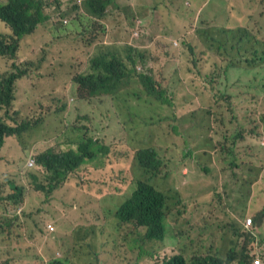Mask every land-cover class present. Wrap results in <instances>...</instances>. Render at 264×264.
Wrapping results in <instances>:
<instances>
[{
	"label": "rangeland",
	"instance_id": "374dc122",
	"mask_svg": "<svg viewBox=\"0 0 264 264\" xmlns=\"http://www.w3.org/2000/svg\"><path fill=\"white\" fill-rule=\"evenodd\" d=\"M66 1L64 9L71 11L66 19L69 20L68 25L73 27V32L67 41L71 54L63 52L64 60H58L50 51L55 46L62 49L56 44L57 37L66 34L61 23L58 25L61 30L54 36L50 35L52 33L47 34V39L40 43L36 38L61 22V11L53 3L54 17L47 26L48 31L38 28L33 34L21 37L18 59L29 57L35 64L29 74L16 83L13 105L18 116H24L33 107L37 108L38 114L58 111L64 95L72 103V110L65 116L70 127L86 116L84 123L89 126L92 135L105 144H112L117 153L122 151L127 156L132 148L138 150L140 147L160 150L163 170L152 179L151 184L166 193L173 191L180 194L170 202L173 205L179 203L178 210L171 208L168 216V221L175 227L177 244L150 245L161 260L182 254L191 262L202 256L210 243L214 242L215 245L221 241L227 229L225 221L233 216L224 210V193H238V197L244 195V201L235 205L248 217V226L257 225L264 230V223H254L255 217L264 209V86L258 91L263 104L246 119L248 135L238 143L237 136L226 141V137L237 130L231 123L233 114L229 106L217 99L222 89L233 95L235 102L243 103L244 98L239 94L241 91L247 95L257 93L258 81L264 69L259 68L251 73L233 69L222 84L211 79L208 72L221 59L203 43V40L211 41L209 34L195 30L201 20L210 21V27L227 26L231 20L225 15L228 7L234 3L223 0H163L161 7L169 27L166 29L157 27L153 10L160 0H117V6L114 3L110 5L103 19L88 16L84 8L80 9L74 4L76 0ZM259 4L263 7L259 14L242 13L240 17L245 23L242 27L254 34L262 46L264 0ZM76 21L82 22L84 28L77 29ZM0 30L13 36L12 29L6 28L2 22ZM95 31L97 35L93 36ZM183 36L191 44L185 50L180 39ZM47 43L49 46L45 45ZM101 46L114 47L126 62L128 49L132 46L141 58L139 60V55L135 54L136 66L127 62L131 74L124 84L117 85L120 86V92L115 99L97 98L91 102L78 103V86L72 80V70L75 69L73 63L76 61L77 67L80 65L81 74L87 73L96 49ZM194 53L199 60L196 69L188 60ZM13 62L0 57V73ZM36 65L42 66L36 69ZM188 68H191V72H188ZM144 72L161 85L162 92L172 102V106L148 96L138 78ZM240 117L243 118L241 113ZM61 127L60 117L50 114L41 125H33L20 138L8 140L0 151L2 219L10 220L5 210L7 197L12 192L8 180L27 192L25 202L19 204L22 207V225L16 224L10 234H6L4 229L0 230V264H54L55 261L63 264H106L110 260L107 253L112 252L107 247L115 239L122 243L121 233L131 228L120 225L114 214L129 196V193L120 192L130 190L131 179L137 176L134 160L129 169L122 174L117 172L113 180V183H120L124 188L118 191L112 186L108 191L101 187L103 195L96 192L98 200L94 203V197L89 196L93 194V182L89 188L83 187L81 182L87 176L84 172L78 171L75 174L82 177H69L52 193L38 192L29 185L31 177L25 169L26 161L38 159L42 153L55 147L60 141L59 133L66 141L77 134L72 129L63 133ZM250 127H255L256 131L250 132ZM117 144L131 148H117ZM220 144L230 146L224 152ZM32 171L34 173L35 169ZM186 172L187 175L184 174ZM104 180L105 176L101 175L93 181L97 186L102 185ZM90 197L93 199L91 202ZM11 204L15 205V202ZM42 223H51L54 231H41L38 225ZM87 226H95L98 230V237L91 241L95 243L90 245L99 254L95 261L88 257V247H79L80 244L86 247L90 241H77V234L84 235L80 233ZM141 242L140 237L134 235L132 246L117 255L113 264L122 262L125 253L133 247L138 249ZM258 251L253 253L256 257L254 261H262L264 253ZM135 256L133 252L132 257ZM130 260L131 264H153L147 263L145 258Z\"/></svg>",
	"mask_w": 264,
	"mask_h": 264
},
{
	"label": "trees",
	"instance_id": "16d2710c",
	"mask_svg": "<svg viewBox=\"0 0 264 264\" xmlns=\"http://www.w3.org/2000/svg\"><path fill=\"white\" fill-rule=\"evenodd\" d=\"M153 1L156 2L158 0ZM160 1L159 4L153 6L156 24L159 28L164 27L167 29L169 27L166 15L163 7H161L163 0ZM223 1L234 3L228 7V12L225 15L227 19L231 20L227 26L210 27V21L205 22L201 20L195 27V30L199 33L209 34L211 41L203 40V43L221 59L220 63H217L208 72V76L213 80H218L220 84H222L223 79L233 69H242L248 73L259 68L264 69V44L261 46L259 39L242 27V24L245 23L240 17L242 13L259 14L263 9L261 4H259L262 0ZM240 2L243 3L241 4ZM52 3L56 6L57 10L63 12L64 17L71 13V11L64 9L67 3L66 0H6L5 4H0V21L6 23L13 31L11 38L0 34V56L14 61L9 68L0 74V151L6 146L8 140L15 137L20 138L22 133L26 132L33 125H41L50 114L59 116L60 123L62 124L61 132L64 133L72 129L77 134L70 136L68 141L62 138L60 133L58 134L60 141H58L55 147H51L46 153H42L39 156L34 173L33 169L27 170L31 177L29 185L38 192L52 193L66 183L69 177L78 178L71 174H75L83 165L87 163H95V165H99L100 163L106 164L108 167L107 172L90 173L81 181L83 187L88 188L93 182V194H89V196L94 197V201L90 197V202L93 201V203L98 200L96 192L102 194L101 187L107 188L108 191L112 186L118 191L122 190L121 188H124L122 184L113 183L116 173H124L125 170L131 167L133 160L135 161L137 176L131 179L132 187L130 190L120 192V194L129 193V196H127L114 214L120 225L131 228H126L121 233L123 238L122 243H119L115 239L107 247L110 249V252L112 251V255L107 253L110 260L106 264H113V260H115L117 255L132 246L134 235H138L143 242L139 244L138 249L133 247L131 250H128L124 255L123 261L115 264H131L132 261L130 259L133 258L136 261L145 258L147 263L153 262V264H253V261L256 259L254 257V254L257 253L256 251L259 250L258 252L264 253V230L257 225L252 226L251 224L248 226V217L243 214L238 205H235L240 201H244V195L238 197V193H224V210L228 214L231 212L233 216L229 218V221H225L227 229L223 233L221 241L216 242L215 245H213L214 242L210 243L202 256L191 262L182 254H175L161 260L158 258L157 253H154L155 250L150 248V245L175 246L177 244L175 227L168 221V216L171 208L178 210L179 203L173 205L170 202L174 198H178L180 194L173 191L166 193L151 184L152 179L157 177L163 170L161 169L163 162L159 156L160 150L155 147H140L138 150L132 148L130 155L127 156L122 151L117 153L112 144H105L92 135L89 126L84 123V120L87 119L86 116L79 118L77 123L72 124L70 127L65 120V116L72 110V103L64 95L62 96V105L58 111L38 114L37 108L33 107L24 116H18L13 105L16 83L24 76H27L35 64L29 57L22 60L18 59L17 53L20 48L21 37L33 34L38 28L45 27L52 21L54 17ZM113 3L114 6H117V0H85L83 8L88 16L103 19L109 8H111L110 5ZM202 17H204V14H202ZM193 21L194 19L190 23L191 26H193ZM59 23L62 24V30L66 32V34H60L57 37L58 41L56 44L61 46L62 49L60 50L58 46L53 47L52 45L51 47L53 48L49 47L51 49L49 50L53 52L58 60L62 61L64 60L63 52L71 54V48L67 43L73 32L71 25L64 24L63 21L57 22L55 28H52L43 35L36 36V38L38 43H40L47 39V34L52 33L50 35L54 36L61 30L58 26ZM96 35L97 31L93 32V36ZM180 39L183 40L184 50L188 46H191L184 36L180 37ZM48 44L45 45L49 46ZM135 54L139 55L137 50L130 46L127 62L134 66L137 64ZM140 58L141 56L139 55V60ZM188 60L195 69L199 65L196 53L189 57ZM127 62L118 55L114 47L109 46H101L96 49L90 61V69L85 74L80 73V65L77 67V62L74 61L73 67L75 69L72 70V80L78 86L76 101L81 103L85 101L91 102L97 98L115 99L120 92V86L117 85L124 84L131 74ZM41 66L36 65V69H39ZM188 72H191V68H188ZM138 78L142 81L143 87L150 98L164 105L172 106V102L162 92L161 85L147 72L139 74ZM112 84L115 86H112ZM263 86L264 73L261 80L258 81L257 93L251 92L247 95L241 91L239 96L244 98L243 103L235 102L234 96L228 92L222 89L219 91L217 99L223 100L221 103L229 106V110L233 114L231 123L234 124L237 130L233 131L229 137H226V141L233 136H237V143L246 139L249 129L246 119L255 114L256 109L262 106L263 102L258 91ZM240 113L243 115V118L240 117ZM129 120H131L130 117ZM125 126L123 125V127ZM249 131L255 132L256 128L250 127ZM117 145V148L125 150L131 148L123 144ZM229 146L230 144L219 145L224 152ZM111 156L112 158L110 159L109 157ZM69 173L71 174L68 175ZM101 175L105 176V180L102 185L96 186V182L93 180L95 177H101ZM7 183L12 190L11 195L7 197L8 201L5 206L10 220L2 219L4 215L0 214V230L4 229L6 234H10L16 227V224H21L22 207L19 204L25 202L27 192L21 187L12 184L10 180ZM1 188L2 185L0 183V203L3 201ZM11 202H15V205H12ZM263 221L264 209L255 217L254 223H264ZM49 224L52 225L51 223ZM39 226H41V231L49 233L54 231V229H48L47 223H42ZM97 232L98 230L95 226H87L80 233L84 235L77 234L78 242L90 241L86 247L82 244L79 247L81 246L85 249L88 247L87 255L91 261H95L99 257V254H96V251L90 246L95 243L91 241L93 239L96 240L98 237ZM133 252L136 253L135 257H132ZM127 258H129L128 261ZM261 259L264 264V255ZM66 260L70 261V259ZM53 263L63 264L56 261ZM90 264H95V262H91Z\"/></svg>",
	"mask_w": 264,
	"mask_h": 264
},
{
	"label": "clouds",
	"instance_id": "9594fccd",
	"mask_svg": "<svg viewBox=\"0 0 264 264\" xmlns=\"http://www.w3.org/2000/svg\"><path fill=\"white\" fill-rule=\"evenodd\" d=\"M85 0H76V2L74 3L77 7H79L80 9L83 8V3H84ZM6 3V0H0V4H5ZM84 13H87L84 11ZM59 16H61L60 20L63 21L64 24H68L69 23V20L66 19V17H64V14L63 12H60L59 13ZM68 16V15H67ZM2 22V21H0ZM4 23V22H2ZM6 28H10L6 23H4ZM49 25V24H48ZM47 25V26H48ZM45 26V27H41V28H46V30L48 29V27ZM75 27L77 29H83V23L80 22V21H76L75 23ZM48 31V30H47ZM0 34H2L3 36H6L7 38H11L12 35L9 33V34H3L0 32ZM2 57V56H0ZM4 72V71H3ZM3 72H1L0 74H2ZM37 161L38 159H34V158H31L29 160L26 161V164H25V169L26 170H30V169H34L35 168V165L37 164ZM107 165L106 164H102L100 163L99 165H95V163H87L85 165H83L82 167H80L76 173L79 171V172H84L86 174H90V173H105V169H106ZM188 172L184 173L185 175H187ZM71 173H69L68 175H70ZM72 176L75 175L76 177L78 176H81V175H77V174H71ZM82 177V176H81Z\"/></svg>",
	"mask_w": 264,
	"mask_h": 264
},
{
	"label": "built area",
	"instance_id": "2783aa9c",
	"mask_svg": "<svg viewBox=\"0 0 264 264\" xmlns=\"http://www.w3.org/2000/svg\"><path fill=\"white\" fill-rule=\"evenodd\" d=\"M48 229H54V226L53 225H48ZM262 263V261L261 260H258V261H254V264H261Z\"/></svg>",
	"mask_w": 264,
	"mask_h": 264
},
{
	"label": "crops",
	"instance_id": "0c3cea01",
	"mask_svg": "<svg viewBox=\"0 0 264 264\" xmlns=\"http://www.w3.org/2000/svg\"><path fill=\"white\" fill-rule=\"evenodd\" d=\"M0 32L1 33H3V34H5L4 32H2L1 30H0ZM108 171V167H106V169H105V172H107ZM88 175V174H87Z\"/></svg>",
	"mask_w": 264,
	"mask_h": 264
}]
</instances>
